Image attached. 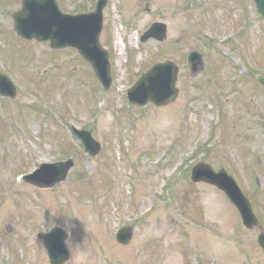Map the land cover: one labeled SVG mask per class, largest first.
Here are the masks:
<instances>
[{"label":"rangeland","instance_id":"374dc122","mask_svg":"<svg viewBox=\"0 0 264 264\" xmlns=\"http://www.w3.org/2000/svg\"><path fill=\"white\" fill-rule=\"evenodd\" d=\"M96 1L62 0V7L89 12ZM239 1H108L100 36L111 55L109 91L75 50L52 52L47 43L21 42L14 33L11 42L9 36V43L0 40L10 52L5 63L0 56V70L18 87L16 100L0 98V229L11 223L22 236L8 240L20 256L32 251L24 264H49L41 242L35 247L36 236L56 225L71 233L66 264H264L258 232L242 226L224 193L181 174L183 165L200 161L225 167L255 198L264 223V94L252 83L264 75V19L257 18L253 0H245V8ZM154 21L168 24L167 39L142 42ZM9 24L5 19L8 30ZM228 34L235 41L223 43ZM192 50L205 56L196 73L187 63ZM220 51L228 59L222 67ZM165 59L180 67L177 100L165 107L131 106L128 86ZM34 81L52 89L50 96H36L35 88H42ZM231 86L233 100L222 95ZM69 123L87 127L101 141V153L85 154ZM69 157V178L54 189L16 182L38 162ZM130 222L131 242L117 244L114 228ZM0 240L2 258L11 246Z\"/></svg>","mask_w":264,"mask_h":264},{"label":"water","instance_id":"95a60500","mask_svg":"<svg viewBox=\"0 0 264 264\" xmlns=\"http://www.w3.org/2000/svg\"><path fill=\"white\" fill-rule=\"evenodd\" d=\"M255 2L256 8L264 16V0H255ZM102 6L101 4L96 12L89 15L67 16L58 14L55 0H28L25 9L17 16L16 30L20 35L29 39H50L52 47L73 46L77 48L84 58L92 63L99 78L108 88L111 83L109 57L99 42L102 29ZM164 32H166L165 25L154 23L144 33L142 40L146 41L151 37L163 40ZM176 73H178V68L171 61L155 64L134 86L130 92V100L140 105L149 100L158 105H165L175 100L176 94H178L175 84L177 81ZM5 79L4 76L0 75V85L4 83ZM83 140L88 148L92 147L93 151L97 150L98 144L92 141L88 134L83 137ZM199 171L204 172V175H200ZM64 175L60 169L51 168L47 173L39 172L37 177L32 178V181L42 186L50 185ZM192 178L196 181L205 180L223 189L239 208L247 227L252 228L258 225L249 200L243 196L234 179L228 176L225 170L222 169L218 173H214L210 166L200 165L194 169ZM55 235L56 233L46 236V245L52 255L53 264H62L68 254H58V246L61 245L62 241L55 238ZM128 238L129 235L125 241H128ZM260 241L264 244V237L260 236Z\"/></svg>","mask_w":264,"mask_h":264}]
</instances>
